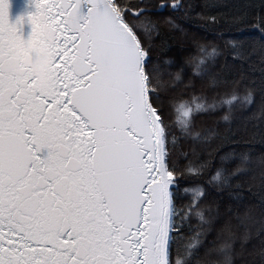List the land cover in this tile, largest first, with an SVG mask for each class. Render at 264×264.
<instances>
[{
    "label": "snow or ice",
    "instance_id": "6c2138e0",
    "mask_svg": "<svg viewBox=\"0 0 264 264\" xmlns=\"http://www.w3.org/2000/svg\"><path fill=\"white\" fill-rule=\"evenodd\" d=\"M30 4L25 39L0 0V264H264V0ZM185 21L239 33L187 84L150 54Z\"/></svg>",
    "mask_w": 264,
    "mask_h": 264
},
{
    "label": "trees",
    "instance_id": "16d2710c",
    "mask_svg": "<svg viewBox=\"0 0 264 264\" xmlns=\"http://www.w3.org/2000/svg\"><path fill=\"white\" fill-rule=\"evenodd\" d=\"M199 2L200 0H197V3ZM182 27L183 32H180L175 30L170 31L167 25H162L165 33V40L167 41V43L166 45L162 46L161 38H155L150 47V54L154 61L157 59L160 61H163L165 59L172 61V64L170 66L172 73L175 74V72L180 71L184 84H187L188 78L189 76H191L192 58L198 57L200 55L197 47V42L205 45L215 44L219 47L221 54L217 56L215 60V66L217 69H219L220 66L225 63L224 43L228 39H231L233 36L239 35V33H237L235 30L230 31L224 25H220L219 27L215 28H204L199 24H193L185 21L182 23ZM246 34L255 35V33ZM228 59L230 63V78L239 80V72L234 66H232L235 62H232L230 57ZM193 79L195 80L194 77ZM250 79L251 76L246 73L245 79L242 80L239 85H237V89L242 92L244 90V86ZM196 83L199 84V81L196 80ZM182 87L183 85H179L176 90L179 91ZM217 91H222V89ZM208 96L209 99H211V91H209ZM260 101V95L257 93L255 95L254 105L249 106L248 108L243 110L234 111L233 116L235 117V120L233 121V123L235 124L242 114L248 115L250 111H252L254 108H257L260 104ZM224 111V109H219L215 112L197 116V128H200L201 126L211 127L216 125L217 122L220 121V117L224 115ZM220 127H223L222 122L220 123ZM244 138L246 139L247 137ZM240 147L246 148L248 147V145H241ZM252 147L255 148V155H264V146H261L257 143ZM210 238L211 237H209V239ZM236 264H242V261L240 259H237Z\"/></svg>",
    "mask_w": 264,
    "mask_h": 264
},
{
    "label": "water",
    "instance_id": "95a60500",
    "mask_svg": "<svg viewBox=\"0 0 264 264\" xmlns=\"http://www.w3.org/2000/svg\"><path fill=\"white\" fill-rule=\"evenodd\" d=\"M34 11V6L30 4V0H9V22L15 23L18 17H24L23 23L18 25V28L19 34L25 39L31 33V24L27 21V15Z\"/></svg>",
    "mask_w": 264,
    "mask_h": 264
},
{
    "label": "clouds",
    "instance_id": "9594fccd",
    "mask_svg": "<svg viewBox=\"0 0 264 264\" xmlns=\"http://www.w3.org/2000/svg\"><path fill=\"white\" fill-rule=\"evenodd\" d=\"M49 60H50L49 56L45 54L41 56L33 66L32 75L37 78L38 87L43 86V84L46 82V74H47Z\"/></svg>",
    "mask_w": 264,
    "mask_h": 264
}]
</instances>
